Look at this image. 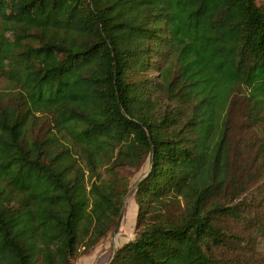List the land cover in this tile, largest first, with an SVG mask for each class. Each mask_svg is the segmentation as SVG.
Segmentation results:
<instances>
[{"label":"trees","instance_id":"trees-1","mask_svg":"<svg viewBox=\"0 0 264 264\" xmlns=\"http://www.w3.org/2000/svg\"><path fill=\"white\" fill-rule=\"evenodd\" d=\"M0 264H264V0H0ZM142 179V181H140Z\"/></svg>","mask_w":264,"mask_h":264},{"label":"rangeland","instance_id":"rangeland-1","mask_svg":"<svg viewBox=\"0 0 264 264\" xmlns=\"http://www.w3.org/2000/svg\"><path fill=\"white\" fill-rule=\"evenodd\" d=\"M3 85L0 84V87ZM149 169L148 161L135 174L131 183V190L134 184L146 174ZM130 190V191H131ZM129 191V192H130ZM128 195V194H127ZM138 208L134 198V192L129 196L124 205V216L119 233L116 234V228L110 235L102 241L92 252L82 256L77 264H110L114 254L126 243L136 238V221Z\"/></svg>","mask_w":264,"mask_h":264},{"label":"water","instance_id":"water-1","mask_svg":"<svg viewBox=\"0 0 264 264\" xmlns=\"http://www.w3.org/2000/svg\"><path fill=\"white\" fill-rule=\"evenodd\" d=\"M144 179V178H142ZM142 179L140 181H142ZM139 183V182H138ZM138 183L132 188V190L128 193V195L126 196L125 200H124V205L126 204L129 196L136 190V187L138 185ZM124 205H123V208H122V212H121V215H120V218H119V221H118V224H117V227H116V234L119 233V230H120V227H121V223H122V220H123V216H124Z\"/></svg>","mask_w":264,"mask_h":264}]
</instances>
